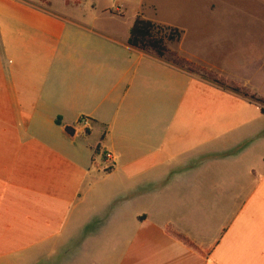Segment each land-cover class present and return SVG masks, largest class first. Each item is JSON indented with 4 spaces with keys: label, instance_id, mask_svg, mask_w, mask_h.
I'll list each match as a JSON object with an SVG mask.
<instances>
[{
    "label": "crops",
    "instance_id": "1",
    "mask_svg": "<svg viewBox=\"0 0 264 264\" xmlns=\"http://www.w3.org/2000/svg\"><path fill=\"white\" fill-rule=\"evenodd\" d=\"M46 1L0 0V264H264L259 105L130 47L146 0Z\"/></svg>",
    "mask_w": 264,
    "mask_h": 264
},
{
    "label": "rangeland",
    "instance_id": "2",
    "mask_svg": "<svg viewBox=\"0 0 264 264\" xmlns=\"http://www.w3.org/2000/svg\"><path fill=\"white\" fill-rule=\"evenodd\" d=\"M146 3L154 9L152 13L146 9L147 16L152 15L160 23L176 24L182 30L180 46L211 66L210 73L264 99V0H146ZM136 8L135 3L127 2L126 14L132 15ZM194 71L212 78L208 72ZM69 253L72 250H61L53 257L62 258Z\"/></svg>",
    "mask_w": 264,
    "mask_h": 264
},
{
    "label": "trees",
    "instance_id": "3",
    "mask_svg": "<svg viewBox=\"0 0 264 264\" xmlns=\"http://www.w3.org/2000/svg\"><path fill=\"white\" fill-rule=\"evenodd\" d=\"M46 2V0H40ZM69 2V0H66ZM182 35V30L177 27H171L164 24L155 23L152 20L146 19L141 12L135 14L134 20L129 30V36L127 39V44L135 49L143 51L145 53H152L158 58L167 61L180 69L188 72H194L190 64L178 56L176 53L171 52L167 43L176 42L180 39ZM202 77H207L201 75ZM216 83L224 88H228L243 97L255 102L260 107V112L264 114V99L258 97L254 92H250L238 86L228 85L222 83L218 80H214ZM68 132H71L70 128H65ZM95 153L99 152V147L97 146L94 150ZM103 158H104V154ZM108 171V170H107Z\"/></svg>",
    "mask_w": 264,
    "mask_h": 264
},
{
    "label": "built area",
    "instance_id": "4",
    "mask_svg": "<svg viewBox=\"0 0 264 264\" xmlns=\"http://www.w3.org/2000/svg\"><path fill=\"white\" fill-rule=\"evenodd\" d=\"M89 123H90V121H89V119H87L86 117H80V118L78 119V122H77V124H78L79 126L83 127L84 129H86V128L89 127ZM103 162H104V164H105L106 167H109L110 164H111V162L109 161V156H107V155L105 156V155H104Z\"/></svg>",
    "mask_w": 264,
    "mask_h": 264
}]
</instances>
